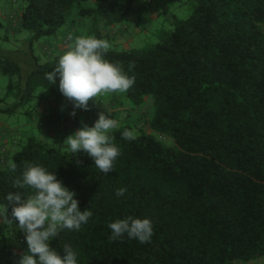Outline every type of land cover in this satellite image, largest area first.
<instances>
[{
    "label": "trees",
    "instance_id": "trees-1",
    "mask_svg": "<svg viewBox=\"0 0 264 264\" xmlns=\"http://www.w3.org/2000/svg\"><path fill=\"white\" fill-rule=\"evenodd\" d=\"M187 1L188 17L171 16L170 28L156 32L155 44L105 52L134 77L124 92L132 105L152 98L148 128L172 140L171 146L143 131L125 140L121 133L131 127L114 128L110 134L120 154L106 175L83 151L75 154L33 137L18 142L5 166L0 156V203H7L8 192L31 193L15 181L33 162L55 171L76 192L80 209L92 211L80 230L65 229L50 242L61 254L71 244L79 264H235L264 258V0ZM22 2L17 21L29 33L31 70L0 58V74L9 79L1 101L13 99L0 113L8 115L28 112L35 103L62 106L58 78L52 85L45 75L60 55L41 62L33 45L54 37L72 8L91 20L89 35L103 38L100 27L126 23L137 0H94L89 8L80 0ZM121 187L127 190L117 196ZM127 215L153 221L150 242L109 239L108 223ZM14 233L21 237L14 223L0 217V264H18L22 254L7 243Z\"/></svg>",
    "mask_w": 264,
    "mask_h": 264
},
{
    "label": "clouds",
    "instance_id": "clouds-1",
    "mask_svg": "<svg viewBox=\"0 0 264 264\" xmlns=\"http://www.w3.org/2000/svg\"><path fill=\"white\" fill-rule=\"evenodd\" d=\"M109 47V41L94 35H67L63 54L45 75L52 85H56L58 78L59 91L73 105L70 115L75 116L77 109L88 110L90 99L95 103L101 94L123 93L133 86L134 77L105 58ZM115 126L110 110L103 109L92 126L83 124L63 144L75 154L86 153L94 166L106 175L113 171L120 154L110 134ZM121 136L125 140L135 139L133 132L127 129ZM11 168L15 170L14 162ZM15 186L32 190L28 195L20 191L8 192L7 203H0V217L14 223L24 234L27 244L18 264H79L78 253L71 244L65 243L61 254L50 242L59 238L65 229L80 230L93 215L92 211L89 208L81 210L76 192L69 189L55 171L39 163L27 162ZM126 190L124 187L117 189V196H123ZM107 227L111 230V240L127 236L143 244L150 242L154 234L153 221L149 217L127 215L109 222Z\"/></svg>",
    "mask_w": 264,
    "mask_h": 264
},
{
    "label": "rangeland",
    "instance_id": "rangeland-1",
    "mask_svg": "<svg viewBox=\"0 0 264 264\" xmlns=\"http://www.w3.org/2000/svg\"><path fill=\"white\" fill-rule=\"evenodd\" d=\"M147 5H151L157 0H151V3H147ZM164 1L162 4L159 3V6L151 11L148 16H145L141 23L136 22L129 25V31L124 34L115 33L119 26L104 28L100 27L102 35H106L102 39H106L109 41L110 47L107 50H116V51H129L133 49H141L148 45L155 44L157 42L156 32L160 29H169L170 20L168 16H176L180 19H185L190 14V4H187V0H162ZM161 1V2H162ZM158 4V2H157ZM94 5V0H80V6L89 8ZM23 7L22 0H17V3L13 6L6 4L4 0H0V58H10L20 63L24 72H29L31 70V58H30V47L28 43L29 33L25 30L18 29L17 31H13L6 24L7 13L14 14V20L17 22V17L21 12ZM77 8L74 7L67 14V23L59 29L55 36L61 37L65 31L68 33H72L73 35H89L91 28V20L87 18H82L81 24H76L77 19ZM166 16V17H165ZM72 21V23H70ZM74 22V24H73ZM50 38H43L39 41L35 42L33 45V53L35 56L40 57L41 62L47 61V59L42 55L39 49V44L43 43L45 40H49ZM9 82L8 77L0 74V109L7 108L13 103V99H7L5 101H1L3 98L6 86ZM92 101V102H91ZM89 102V109H77L76 115L70 118H62L64 116H59L58 113L54 110L53 114L57 115V120L60 122V131L56 130V135H50L48 133V129L46 127L38 126L36 123H30V116L33 114L34 110L37 109L40 104L31 105L28 112H20L15 114H5L0 113V121L3 123V120L7 124L6 130L10 129H20L25 132V138L21 139L24 141L26 138L33 137L38 141L49 144L51 146H57L62 149H69L64 143L66 137L62 135L61 132L66 133H74L78 128L82 125L80 124L77 127L76 122H78L79 114L87 117H95L98 118V113L104 110H110L112 117L116 121L117 128L123 125H129L131 127V131L133 135H138L140 131H143L145 134H150L155 138L162 141L163 144L167 146H171L173 144L172 140L168 138H164L163 136H159L156 133H153L148 128V121L154 114L153 110V102L151 97H145L144 102L141 105L134 106L132 105L124 96V92H108L101 94L96 98V102L94 103L91 99ZM51 103V102H50ZM45 105L46 111L44 112L46 115H43L44 118L50 117L52 115L51 112V104L49 102H43ZM64 106L68 105V98L64 96L63 104ZM73 108V107H72ZM71 108V111H72ZM69 122V127H64L62 125L63 122ZM113 128V129H114ZM15 137V136H13ZM12 139H0V149L2 146L10 151V155L8 157L4 156L2 158L1 165L5 166L7 162L10 161V158L14 152L19 149L18 141H13ZM4 160V161H3ZM22 233V232H21ZM19 233V235L11 234L8 236V245L15 252L23 254L24 251L27 250V244L24 239V234ZM235 264H264V258L256 261V262H236Z\"/></svg>",
    "mask_w": 264,
    "mask_h": 264
},
{
    "label": "crops",
    "instance_id": "crops-1",
    "mask_svg": "<svg viewBox=\"0 0 264 264\" xmlns=\"http://www.w3.org/2000/svg\"><path fill=\"white\" fill-rule=\"evenodd\" d=\"M6 2V4L13 6L17 3V0H4ZM162 0H157L156 2H154L151 5H147L146 4V0H137V2L135 3V8L133 13L131 14L129 20L124 23L123 25H121L118 30L115 32L116 34H124L127 33V31H129V25L139 22L141 23L142 21H146L147 19H149V15L151 13V11H153L155 8H157L159 6V3L162 4L164 1ZM158 2V4H157ZM10 13H7V17H6V24L10 29H13V31H17L18 28V21L16 22L14 20V14L9 15ZM14 15V16H13ZM145 16H148L146 20H143ZM166 17V16H165ZM168 19L170 20V16H168ZM81 20L82 18H80L79 16H77L76 19V24H81ZM72 23V21L70 22ZM74 24V22H73ZM0 26H2V24L0 23ZM69 33L67 31H65L63 33V35L61 37L59 36H54L53 38L49 39V40H45L43 43L39 44V49L40 52L42 53V55L47 59H51L55 56L58 55H62L65 47H66V38L67 35ZM40 58V57H39ZM91 101V99L89 100V102ZM92 102V101H91ZM51 104V110H48L49 112L52 113V117L51 118H44L43 115H46L44 112L46 111L45 109V105L42 103L40 104L41 106H38L36 110H34L33 114L30 116V123H36L38 126L41 127H46L48 129V133L50 135H56L55 131L61 129L60 127V122L57 120V115H55V113L53 114V111L55 110L59 116H64L62 118H70L72 117V115H70L71 112V108L73 107L72 102L70 100H68V105L64 106H57L54 103H49ZM47 112V111H46ZM97 119V118H96ZM95 117H87V116H83L81 114H79V118H78V122H76L77 127L83 124H88L89 126H92L94 124V121L96 120ZM7 128V124L6 122L3 120V123L0 121V139H12L13 137V141H21V139L25 138L26 134L24 131L20 130V129H10L8 127L9 130H6ZM62 135L65 136V138L67 136L70 135V133H66V132H61ZM17 142V143H18ZM0 153H4L5 157H8L10 155V151L6 148H4L2 146V148L0 149ZM3 156V155H1Z\"/></svg>",
    "mask_w": 264,
    "mask_h": 264
},
{
    "label": "built area",
    "instance_id": "built-area-1",
    "mask_svg": "<svg viewBox=\"0 0 264 264\" xmlns=\"http://www.w3.org/2000/svg\"><path fill=\"white\" fill-rule=\"evenodd\" d=\"M147 3H151V0H148ZM62 125L64 127H69L70 126V123L65 121V122L62 123Z\"/></svg>",
    "mask_w": 264,
    "mask_h": 264
}]
</instances>
